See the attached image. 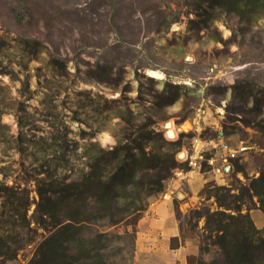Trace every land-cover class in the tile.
Here are the masks:
<instances>
[{
  "label": "rangeland",
  "instance_id": "374dc122",
  "mask_svg": "<svg viewBox=\"0 0 264 264\" xmlns=\"http://www.w3.org/2000/svg\"><path fill=\"white\" fill-rule=\"evenodd\" d=\"M212 4L0 0V123L8 135L7 142H0V234L10 227L2 223L1 213L10 201L20 203L11 194L26 201V223L17 229L22 249L10 264H26L45 235L31 217L38 183L47 182L51 172L69 182L89 171L87 147L107 151L138 142L146 152L174 156L177 164L163 191L148 197L142 192L135 203L145 208L164 197L177 170H191L180 154L190 152L194 140L215 142L216 149L209 145L204 152L199 171L206 183L194 194L193 207L176 208L182 239H196L198 247L208 234L204 217L195 211L218 210L209 189L226 187L240 196L264 170V8L232 12ZM152 70L159 76H151ZM170 120L178 127L176 137L165 132ZM104 133L112 143L100 142ZM63 134L65 143L52 139ZM160 138L176 144L165 146ZM220 144L235 151L227 164L220 161ZM61 155L69 166L54 171ZM208 159L219 172L212 173ZM156 174L162 171H152L145 184ZM94 201V196L85 201L88 211H95ZM240 203L241 213L249 209L253 225L264 235L260 221L250 215L256 210L264 215L258 199L244 197ZM143 212L115 225L92 222L84 235L103 232L105 262L130 264ZM213 254L211 248L203 257Z\"/></svg>",
  "mask_w": 264,
  "mask_h": 264
},
{
  "label": "trees",
  "instance_id": "16d2710c",
  "mask_svg": "<svg viewBox=\"0 0 264 264\" xmlns=\"http://www.w3.org/2000/svg\"><path fill=\"white\" fill-rule=\"evenodd\" d=\"M212 3V8L217 6L232 12H238L241 8L250 11L264 8V0H212ZM3 44L0 42V52ZM6 131L7 126L0 123V142L8 141ZM148 135L143 133L141 137L147 139ZM58 137L65 143V134L54 135L52 139L56 141ZM160 140L165 146L176 144L164 142L162 138ZM73 143L76 144L75 141ZM56 146L62 149L67 145ZM93 146L87 147L91 152L87 164L89 171L69 182L51 172L46 177L47 182L42 179L38 183V201L31 217L45 235L26 264H107L100 253L105 248L104 233L97 231L85 236L86 228L95 221L108 220L110 225H115L126 216L141 214L147 206L141 208L135 203L141 201L142 192L147 197L161 193L163 183L177 164L172 154L146 152L144 145L138 142L135 147L123 144L107 151ZM53 165L54 171L66 169L69 159L61 155ZM158 169L162 174L154 175V179L145 184L146 177ZM209 191L215 198L218 210L211 212L205 208L202 212L195 211L197 217H204L208 236L200 244V256L190 257L187 264H264L263 232L253 225L249 209L246 214L241 213L240 203L244 197H256L259 209L264 212V170L242 189L240 196L220 186H213ZM11 196L15 200L20 199V203L17 205L10 201L8 210L1 213V217H4L2 223L10 227L6 234H0V264L15 261L17 251L22 249L20 243L23 237L17 229L26 223V201ZM90 196L95 198L94 212L86 207L85 201ZM123 210L126 215L122 216ZM211 248L213 257L205 259L203 255Z\"/></svg>",
  "mask_w": 264,
  "mask_h": 264
},
{
  "label": "crops",
  "instance_id": "0c3cea01",
  "mask_svg": "<svg viewBox=\"0 0 264 264\" xmlns=\"http://www.w3.org/2000/svg\"><path fill=\"white\" fill-rule=\"evenodd\" d=\"M212 169V173L218 172ZM205 183L200 171L175 172L166 184L164 197L152 200L136 223L130 264H186L188 257L198 254V241L181 237L176 208L183 211L193 207V196ZM250 215L264 227L262 212L256 210Z\"/></svg>",
  "mask_w": 264,
  "mask_h": 264
},
{
  "label": "built area",
  "instance_id": "2783aa9c",
  "mask_svg": "<svg viewBox=\"0 0 264 264\" xmlns=\"http://www.w3.org/2000/svg\"><path fill=\"white\" fill-rule=\"evenodd\" d=\"M221 143V142H220ZM211 146L213 149H216V143L211 141L208 143L202 142L200 140H194L192 142V148L189 151H185V157L181 160L183 162L187 163L189 168L191 170H200L201 164L205 160L204 159V152L207 150L208 146ZM222 148V155L220 157V161L222 164H227L229 160H232L235 158V151L230 149L228 146L220 144ZM207 163L212 166L213 165V159H208ZM214 167V166H213ZM216 171L219 172V169L216 168Z\"/></svg>",
  "mask_w": 264,
  "mask_h": 264
},
{
  "label": "bare ground",
  "instance_id": "6f19581e",
  "mask_svg": "<svg viewBox=\"0 0 264 264\" xmlns=\"http://www.w3.org/2000/svg\"><path fill=\"white\" fill-rule=\"evenodd\" d=\"M151 76H159L158 72L157 71H150L149 72ZM186 124V123H185ZM185 124H184V127H185ZM167 127V130L165 131H168L167 134H169L170 136L172 137H176V134H177V131H178V127L174 124V122L172 120L168 121V124L166 125ZM183 128V127H182ZM99 140L100 142L105 145V144H110L112 143V139L110 138V136H108L107 134H102L99 136ZM180 156H183L185 157V153L182 152L180 154Z\"/></svg>",
  "mask_w": 264,
  "mask_h": 264
},
{
  "label": "water",
  "instance_id": "95a60500",
  "mask_svg": "<svg viewBox=\"0 0 264 264\" xmlns=\"http://www.w3.org/2000/svg\"><path fill=\"white\" fill-rule=\"evenodd\" d=\"M167 124H168V122L165 123V125H167ZM165 132L168 133V131H165Z\"/></svg>",
  "mask_w": 264,
  "mask_h": 264
}]
</instances>
